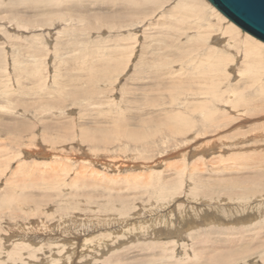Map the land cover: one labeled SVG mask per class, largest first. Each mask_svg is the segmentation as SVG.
<instances>
[{"label":"rangeland","instance_id":"rangeland-1","mask_svg":"<svg viewBox=\"0 0 264 264\" xmlns=\"http://www.w3.org/2000/svg\"><path fill=\"white\" fill-rule=\"evenodd\" d=\"M77 1L82 0H0V198L5 189L15 185L26 196L22 210H15L17 204L0 211L1 262L28 264V254L12 242L15 234L16 239L30 242L29 256L38 264H49L63 255L61 264L69 260L68 264H144L153 250L141 249L149 244L129 240L114 244L117 246L107 252L111 261L102 255L95 262L90 249L114 234L121 237L146 229L150 222L159 221L158 217L181 232L173 239L161 238L168 251L157 250L163 253L158 257L160 264H203L205 260L195 255H201L204 247L213 251L214 241V245L221 242L224 246V240L227 246L248 241L255 246L264 240V214L261 218L259 213L256 219L238 221L243 228L210 223L212 233L201 232L195 239L188 237L190 231L180 228L183 212L204 209V204L214 209L222 205L226 208L223 212L241 211L243 204L246 208L264 204V70H259L261 79L250 86L254 74L239 72L242 59L233 61L234 69L233 64L219 66L230 72L220 84L225 93L222 99L231 96L233 100L224 108L219 106V112L225 113H219L212 124L196 112L192 124L178 133L167 125V117L189 109L164 102L162 92L150 89V80L144 77L151 75L149 68L165 69L177 62L190 69V57L203 56L208 47L216 50V36L211 33L230 21L225 17L226 21L216 22L210 8L202 9L201 19L192 13L189 16L187 10L177 15L166 13L178 0L150 5L145 13L151 15L147 16L135 14L122 0H83L81 7H75ZM121 12L127 19L98 21ZM207 20L216 29L211 24L209 35L200 36L198 42V27ZM218 55L198 57L210 66ZM102 61L117 69L110 74L92 69ZM259 71H255L256 77ZM215 73L214 78L218 77ZM136 78L138 82L132 81ZM71 79L77 83L72 84ZM77 86L85 94L74 96ZM201 99L198 96L195 102ZM131 132L144 138L133 140ZM164 186L167 192L160 197L159 189ZM195 197L203 201L196 202ZM169 212L172 215H167ZM62 225L65 228H60ZM35 227L39 231L35 232ZM85 240L89 250L83 247ZM173 240H177L178 263L170 257ZM38 247L45 252L39 254L34 249ZM13 250L18 256L10 257ZM254 251L238 264H264V258L258 256L264 249Z\"/></svg>","mask_w":264,"mask_h":264},{"label":"bare ground","instance_id":"bare-ground-1","mask_svg":"<svg viewBox=\"0 0 264 264\" xmlns=\"http://www.w3.org/2000/svg\"><path fill=\"white\" fill-rule=\"evenodd\" d=\"M83 1V0H82ZM82 1H77V4L75 5V7H81L82 6ZM124 2L123 6L125 7H128L130 9H133V12L138 15H143V14H146L145 12L148 11L149 9V6L152 5V4H161L162 2V5L164 4V2L168 3L167 0H122ZM161 6V5H160ZM203 8H210L211 9V12H212V16L214 17V19L216 20V22H219V23H222L224 22V20L226 21V18L224 15H221V13H219L218 10H216L209 2L208 0H178L177 4L173 6V8H171L168 12V14H175L177 15L179 12L183 11V10H187L189 13H187L188 15L190 13H192L193 15L199 17L198 19H201L202 17V11L204 10ZM203 9V10H202ZM127 10V9H125ZM132 11V10H131ZM154 11H150V13ZM185 12V11H184ZM205 13V12H204ZM125 13L121 12L119 14V16L115 15V18L114 15L111 16V17H104V18H107V19H104L102 18L101 16V19H99L98 21H107V22H116V21H119V20H124V19H127L126 16H122L124 15ZM148 15H151L149 13H147ZM146 14V16H147ZM186 14V15H187ZM183 15V14H182ZM192 15V16H193ZM179 16V15H178ZM185 16V15H184ZM190 16V15H189ZM194 17V16H193ZM203 18V17H202ZM211 19V18H210ZM213 19V18H212ZM214 20V21H215ZM208 21V20H207ZM106 22V23H107ZM215 22V23H216ZM212 22L210 23L209 21L206 23V25H201L199 26V30H200V33L198 34V42L201 41V37H203V35L207 36L209 35V32L207 31L210 30V27L212 28L211 26ZM229 25L227 26H222V25H219L220 29H217V31H215V34L214 33H211L213 34L212 37L214 38L216 36V44H215V47L218 48V50H220V52H223L222 54L218 55V51H217V48H215L216 50L214 49H209L208 47V51L206 50L204 55L207 57L209 56H213L214 53H217L218 56H215V60L216 62H213L211 63L210 66H205V62L204 59L206 58L204 55L201 56L202 54L198 55L200 57H205L204 59L200 58V57H190L192 59V66H190V69L186 68L185 66L183 65H180L178 64V62L176 64H174V66H167L165 69H160V68H149L150 70L148 71V73H150L151 75H145V79H149L150 80V83L149 86H151L150 89H153V88H156L158 89L157 92H162V96H163V101L166 102V103H174L175 105L177 106H181L184 107V108H188L189 112L188 111H184L182 113H178L177 116H169L167 117L168 119V123L167 125L170 127L171 130H173L174 132L178 133L180 132L181 130H184V128L186 129L187 127H189L191 124H192V120H195V113L196 112H200L199 115L203 114V121L207 124H212L213 121H215L217 118H218V115L219 113H225L224 111H221L219 112V106L224 108L228 103H229V100H233L231 99V96H229V99L227 101H224V95L225 93L221 91V85L220 84H223V81L226 77H230V72L225 69V70H222L220 68H222L221 65L223 66H226L228 64H233V61L235 62V60H240L242 59L243 60V64H242V68L240 69L239 72H246L245 70H247V73L248 72H251L250 74H254V78H252V76H250V78H252V81H249L248 83H250V86H252V84H255L257 81H258V78L261 79L262 75H260L261 71H259L260 69H263L264 70V43L259 41L258 39H255V37L253 38V36H250L247 35V34H242L241 31L238 29L239 27H237L236 25H234V23H231L228 22ZM214 27L216 25L212 24ZM218 27V26H217ZM202 29V30H201ZM216 29V27H215ZM213 31V29L211 30ZM207 38V37H205ZM211 38V37H209ZM204 39V38H203ZM198 44V43H197ZM116 48V47H115ZM212 50V51H211ZM204 51V50H203ZM202 51V52H203ZM184 53V52H183ZM179 54H182V53H179ZM178 56V55H177ZM208 58V57H207ZM180 59H181V56H180ZM202 59L201 63H199V61ZM198 61V62H197ZM155 64L157 63V61H153ZM180 63V61H179ZM202 63H203V67H202V71L200 72V69H201V66H202ZM210 63V62H209ZM169 64V63H168ZM156 66V65H155ZM220 66V68H219ZM235 65L233 64V66L231 67V69H234ZM117 67V66H116ZM115 67V65L113 64H110V63H106L105 61H102V62H99L97 64H95L92 69H98V68H101L102 70H106V74H110L112 70H116L117 68ZM240 67V66H239ZM204 68V69H203ZM207 68V70L205 69ZM212 69V70H211ZM243 69V70H242ZM253 69V70H252ZM205 70V71H203ZM217 70L218 73H215V71ZM220 70V71H219ZM257 70L259 71V77H256V73H257ZM233 71V70H232ZM256 71V73H255ZM38 73V70L36 71ZM153 72V73H151ZM147 73V74H148ZM213 73H215L218 77L214 78L213 76ZM263 73V72H262ZM92 74V77H91V80H94L95 77H94V71L92 70L91 72ZM240 74V73H239ZM243 74V73H242ZM242 74H240V76L242 77ZM138 75V74H136ZM244 75V74H243ZM165 76V77H164ZM246 76V74H245ZM261 76V77H260ZM225 77V78H223ZM247 77H249V75H247ZM244 78V77H243ZM264 78V77H263ZM138 79H139V76H138ZM138 79H133L132 81H137L138 82ZM144 79V80H145ZM228 79V78H227ZM229 80V79H228ZM242 80V79H241ZM264 81V80H263ZM70 82L72 84H76V80L75 79H71ZM246 81H244V84H245ZM261 82V81H260ZM70 83V84H71ZM259 83V82H258ZM264 83V82H263ZM158 84V87H155L156 85ZM261 84V83H260ZM259 84V85H260ZM135 85V84H133ZM258 85V86H259ZM79 86V85H78ZM76 87L73 95L76 96V95H82V94H85L84 90L80 89V87ZM138 87H140L139 85H137ZM239 86V85H237ZM257 86V87H258ZM138 87H135V90L138 91V90H141L140 88ZM264 88V85L262 86ZM241 88V87H240ZM260 90H262L263 88L259 87ZM168 90H171V92L167 93L166 94V91ZM264 90V89H263ZM63 91V90H62ZM243 92V91H242ZM242 92H240L239 94L241 95ZM61 95V93H59ZM235 95V94H233ZM243 95V94H242ZM241 95V96H242ZM189 96V98H188ZM198 96H202V99L196 103L195 102V98H197ZM182 97H185V100L182 98ZM243 97V100L246 99V97L244 98ZM264 97V95H263ZM159 99L160 97H155L154 99ZM223 98V99H222ZM240 99V98H239ZM237 98V100H239ZM261 99V98H260ZM247 100V99H246ZM249 100V99H248ZM240 101V100H239ZM239 101H236L239 104ZM242 102V101H240ZM251 101L248 102V104L250 103ZM218 103H221L220 105H218ZM247 103V102H245ZM236 105V104H235ZM237 105V106H238ZM243 105V104H242ZM241 105V106H242ZM232 107H234V104H232ZM236 107V106H235ZM237 108V107H236ZM227 109V108H226ZM223 110V109H222ZM232 110V109H231ZM237 111V110H236ZM239 111V109H238ZM236 115L238 114V112L235 113ZM230 115V114H229ZM235 115V116H236ZM233 116V115H232ZM227 119V117H226ZM218 120V119H217ZM190 121V123L188 122ZM163 123V122H162ZM133 133V132H131ZM130 134V133H129ZM141 135V134H140ZM144 135V133L142 134ZM141 135V136H142ZM147 135V134H146ZM131 139L133 140H140L142 137H140L139 135H136L135 133L133 134H130L129 135ZM128 137V136H127ZM129 138V137H128ZM144 138V137H143ZM142 138V139H143ZM62 152V151H61ZM105 162V161H104ZM18 186H13V189L12 188H8V189H5V192H4V195L0 198V211L3 210V209H8L9 206L10 207H13V206H17V208L15 210L19 211V210H22L21 209V205H22V202L26 199V196L24 195V192H21V191H18ZM167 188L164 187H160L159 189V193L160 194V197H163L165 195V191ZM19 193H18V192ZM21 192V193H20ZM164 192V193H163ZM256 195V194H255ZM250 198V197H249ZM171 199V198H170ZM193 199H196V202H201L203 201L201 198H198V197H195ZM217 199V198H216ZM255 199V198H254ZM253 199V200H254ZM257 200V199H256ZM255 200V201H256ZM218 201V199H217ZM252 201V200H251ZM160 202V201H159ZM163 202V201H161ZM204 204V202H202ZM261 203V202H260ZM202 204V205H203ZM263 204V203H262ZM259 205V206H256V205H250L248 208H246L247 204H243L242 205V209L241 211H236V210H228L227 212H223L221 210H225L226 208H222V205H221V208L219 209H214L213 205H210V204H204L206 206H204V209H199V210H195L193 211H185L180 209L179 211H185L183 212L185 215L182 219V216H181V219L183 220L182 223H181V229L182 230H186V231H190L189 234H188V237H194V239L197 237V235H201L202 233H208L211 234L212 233V227L210 228L208 226V224L210 223H217L219 225H221L222 223H229L231 224V226H239V228H241L242 226H245L244 224H240L242 223L240 220H243L244 218L246 219L247 217H252L253 219H256V215L257 213H259L261 216V218H263V214H264V204L263 205ZM155 205V204H154ZM162 205V204H161ZM190 205V204H189ZM152 206V205H150ZM160 206V205H159ZM154 207V206H153ZM161 207V206H160ZM165 207V206H162V208ZM188 207V206H187ZM191 207V206H190ZM197 207V206H196ZM199 207V206H198ZM219 207V206H218ZM152 208V207H151ZM261 208V209H260ZM136 209V208H135ZM165 209V208H164ZM194 209H197V208H194ZM258 209L259 212H258ZM263 209V210H262ZM151 210V209H150ZM40 211H42V209H40ZM149 211V210H148ZM226 211V210H225ZM263 211V212H262ZM12 213H14L12 211ZM45 213V212H44ZM55 215H58L56 214V212H53L52 214ZM61 213V212H60ZM136 213V212H135ZM146 213V212H145ZM143 213V214H145ZM175 213V212H173ZM134 214V213H133ZM181 214V213H180ZM14 215V214H13ZM63 215V213L61 214ZM151 215V213H150ZM153 215V214H152ZM167 215H172L170 212L167 214ZM174 215V214H173ZM243 215H246V216H243ZM249 215V216H247ZM114 216V215H113ZM134 216V215H133ZM138 217V214L135 215ZM141 216V215H140ZM146 216V215H145ZM159 216V215H158ZM156 216V217H158ZM164 216V215H163ZM166 216V214H165ZM164 216V217H165ZM180 216V215H179ZM43 217V216H41ZM47 217V216H45ZM49 217V216H48ZM47 217V218H48ZM56 217V216H55ZM107 217V216H105ZM112 217V216H111ZM167 217V216H166ZM176 217V216H175ZM64 218V217H63ZM67 218V217H66ZM110 218V217H109ZM130 217H128L129 219ZM134 218V217H133ZM159 221H156L155 223L153 222V224L150 222L149 226L146 228V229H140V230H135L134 232H132V228H131V232L129 234H127V236H121V237H110V239H108V241H103V242H97L95 244H93L92 248L90 249V251L92 252V256H95L94 259H95V262L100 260V257L99 256H102L103 257L105 256V258L107 257H110V256H107V252L108 250H110L111 248L110 247H113L114 244H117L119 242L121 243H126L128 240H129V243L132 242L134 243L135 241L136 242H141L143 245H148V247H145V248H142L141 251L143 252H146V251H149V250H153V252H149L150 255H147L146 257L148 259L145 260V263L144 264H160L158 259L161 260L160 258H158L159 256H162L163 257V253H156L157 250H162L163 252H167L168 249L166 246H164V244H162L160 241H161V238L162 237H167V238H172L173 239V236H175L176 232L175 228L174 227H170V225H168L167 223L168 222H165V221H162L160 219V217H158ZM172 218V217H170ZM224 222H223V219ZM115 219V218H114ZM152 219V217H151ZM157 219V218H156ZM168 219V218H167ZM178 219V218H177ZM220 219V220H219ZM222 219V220H221ZM108 220V219H107ZM118 220V219H117ZM144 220V219H143ZM150 220V219H149ZM169 220V219H168ZM227 220V222H226ZM3 221V220H2ZM89 221V220H88ZM122 221V220H121ZM128 221V220H127ZM148 220H146L147 222ZM154 221V220H153ZM177 221V220H176ZM179 221V219H178ZM229 221V222H228ZM238 221H240V223H238ZM253 221V220H252ZM251 221V222H252ZM61 222V221H60ZM81 222V221H80ZM83 222V221H82ZM81 222V224H82ZM118 222V221H117ZM124 222V221H123ZM126 222V221H125ZM171 222V221H170ZM175 222V221H174ZM180 222V221H179ZM178 222V223H179ZM244 222V221H243ZM11 223V222H10ZM74 223V222H73ZM90 223V221H89ZM122 223V222H121ZM127 223V222H126ZM69 224V223H68ZM72 224V223H70ZM137 224V223H136ZM141 224V222H140ZM139 224V225H140ZM146 224V223H145ZM180 224V223H179ZM67 225V224H65ZM73 225V224H72ZM131 225V224H130ZM177 225V224H176ZM175 225V227H176ZM217 225V226H219ZM42 226V225H41ZM46 226V225H45ZM44 226V227H45ZM64 225H62L60 228H65L63 227ZM71 226V225H70ZM70 226H66L67 228H69ZM76 226V225H75ZM123 226V225H121ZM127 226V225H126ZM134 226V225H132ZM132 226H128V227H132ZM141 226V225H140ZM172 226V225H171ZM38 227V226H37ZM57 227L59 230L60 228ZM73 227V226H72ZM124 227H125V224H124ZM137 227V226H136ZM139 227V226H138ZM29 228V227H28ZM31 228V227H30ZM29 228V229H30ZM43 228V227H42ZM201 229L200 230H197V229ZM243 228V227H242ZM32 229V228H31ZM129 229V228H128ZM138 229V228H136ZM236 229V228H234ZM12 230V229H11ZM39 231L36 227H35V232ZM43 230V229H42ZM180 230V229H179ZM177 230V231H179ZM223 230V229H222ZM231 230V229H229ZM254 230V229H253ZM51 231V230H50ZM67 232V230H65ZM64 231V232H65ZM185 231V232H186ZM199 231V232H198ZM237 231V230H236ZM19 232V231H18ZM43 233H45V231H42ZM49 232V231H48ZM143 232V233H142ZM202 232V233H201ZM15 232H13L14 234ZM31 233V232H30ZM181 232H179L178 234H180ZM201 233V234H199ZM216 233V232H215ZM225 233V232H224ZM227 233V232H226ZM237 233H240V232H237ZM28 234V233H27ZM26 234V235H27ZM32 234V233H31ZM228 234V233H227ZM9 235H11V232L9 233ZM17 235V234H16ZM23 235V234H22ZM33 235V234H32ZM102 235V234H101ZM107 235V234H106ZM120 235V234H119ZM14 236V238H10L12 239V242L14 244V246L19 250V251H25L24 253L25 254H28V264H31L32 261H35L32 256H29V252L31 251V249L33 248V246L27 242H23V240H19V239H16L15 238V234L12 235V237ZM94 236V235H93ZM111 236V235H110ZM180 236V235H179ZM17 237V236H16ZM99 237V236H98ZM106 237V236H105ZM108 237V236H107ZM8 238V236H7ZM6 238V239H7ZM27 238V237H26ZM50 238V237H49ZM55 238V237H53ZM90 238V237H89ZM104 238V237H102ZM9 239V240H10ZM45 239V238H44ZM52 240V238H50ZM85 239V238H84ZM91 240H93V238H90ZM254 241L256 240V238H253ZM27 240V239H26ZM49 240V239H48ZM56 240V239H55ZM63 240V239H62ZM89 240V239H88ZM215 240V239H214ZM259 240V239H258ZM7 241V240H6ZM42 241V240H41ZM40 241V242H41ZM46 241V239H45ZM54 241V240H53ZM94 241V240H93ZM213 241V240H212ZM220 241V240H219ZM245 241V240H244ZM10 242V241H9ZM11 242V243H12ZM50 242V241H49ZM52 242V241H51ZM92 242V241H91ZM96 242V240H95ZM225 243L226 246H224L221 242H219L218 245H214L215 241L211 244V247L214 248L213 251H208V250H205L206 247L203 248L202 251H199L201 252L202 254H197L195 255L196 258H198L199 260L203 261V259L205 260V262L203 264H238V262L240 263L242 261V259L247 256L250 252L253 253V251H257L258 248L259 249H264V240H260V241H257L258 243L255 244V246H253V244H249L248 241H245V243L242 245V244H237L236 246H227L228 243H227V240H224L223 241ZM7 243V242H6ZM43 243V242H42ZM41 243V244H42ZM59 243H60V240H59ZM172 244H174V247L171 249L173 252H172V255L173 256H170L171 258H173L174 260L175 259V253L176 251L174 250L175 248V245H177V240H173L171 242ZM194 243V242H193ZM208 243V242H207ZM211 243V242H210ZM221 243V244H220ZM10 244V243H9ZM35 244V243H33ZM53 244V243H52ZM197 245V244H196ZM39 246V245H38ZM63 246V245H62ZM70 246V245H69ZM89 244H88V241L85 240V244L83 245V247H88ZM114 246H117V245H114ZM12 247V246H11ZM57 247V246H56ZM64 247V246H63ZM74 247V246H73ZM82 247V246H81ZM82 247V249H83ZM54 248V246H53ZM58 248V247H57ZM119 248V247H118ZM34 249H38L37 252L39 254H42L44 251L43 248H34ZM59 249V248H58ZM81 249V250H82ZM89 250V247L87 248ZM177 249V248H176ZM11 249L9 248V251ZM15 250V249H14ZM13 252H11L10 254V257H15V256H18L15 254V250ZM62 250V249H61ZM84 250V249H83ZM218 250V252H217ZM4 250H2V253H3ZM74 251V250H73ZM86 251V250H85ZM88 251V252H90ZM111 251V250H110ZM254 251V252H255ZM7 252V251H6ZM36 252V251H34ZM55 252V251H54ZM57 252V251H56ZM62 253H65L64 251H61ZM87 252V251H86ZM86 252H84L83 254H85ZM59 253V252H58ZM61 253V254H62ZM263 253V254H262ZM262 253H260L258 256L260 258H264L263 255H264V251H262ZM56 254V253H55ZM168 254V253H167ZM31 255V254H30ZM52 255V254H51ZM60 255V254H59ZM58 256V255H57ZM67 256V255H66ZM69 256V255H68ZM67 256V259H70L68 258ZM86 256V254H85ZM43 257V256H42ZM63 257H65L64 255L62 257H59V259H52L51 262H49V264H61V261L63 260ZM250 257V256H249ZM258 257V258H259ZM45 258V257H44ZM92 258V257H91ZM89 258V259H91ZM189 260H190V257L188 256ZM1 259V258H0ZM72 259V258H71ZM88 259V258H87ZM110 259L112 258H108V261H111ZM119 259V257H118ZM118 259L115 260V262L118 261ZM93 260V258H92ZM199 260H196V263L199 262ZM65 261H68V260H65ZM71 261V260H69ZM67 262L68 263H71V262ZM88 261V260H87ZM90 261V260H89ZM88 261V262H89ZM106 261V260H105ZM264 261V260H262ZM15 262V261H14ZM91 262V261H90ZM94 262V261H93ZM256 262V261H255ZM16 263V262H15ZM176 263H178V261L176 260ZM0 264H3L0 260ZM24 264V263H23ZM35 264H38V262L35 261ZM40 264V263H39ZM66 264V263H65ZM73 264V263H72ZM92 264V263H91ZM96 264V263H95ZM98 264V263H97ZM165 264V263H164ZM257 264V262H256Z\"/></svg>","mask_w":264,"mask_h":264},{"label":"water","instance_id":"water-1","mask_svg":"<svg viewBox=\"0 0 264 264\" xmlns=\"http://www.w3.org/2000/svg\"><path fill=\"white\" fill-rule=\"evenodd\" d=\"M243 32L264 43V0H208Z\"/></svg>","mask_w":264,"mask_h":264}]
</instances>
